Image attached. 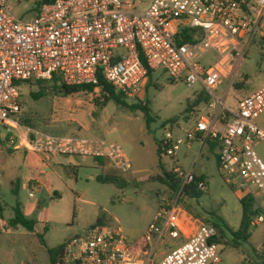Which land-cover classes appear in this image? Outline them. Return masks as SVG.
I'll return each mask as SVG.
<instances>
[{"label": "built area", "instance_id": "1", "mask_svg": "<svg viewBox=\"0 0 264 264\" xmlns=\"http://www.w3.org/2000/svg\"><path fill=\"white\" fill-rule=\"evenodd\" d=\"M260 42L264 45V0H152L142 12L132 1L52 0L29 22L0 0V128L8 142L15 139L14 128L22 132L27 152L41 157V176L49 175L48 163L55 156L102 158L120 172L130 171L132 164L118 144L54 138L21 125V86L28 81L57 76L67 86H95L93 93L101 95L102 77L126 98H140L149 70L163 69L173 81L198 85V97L209 98L183 123L169 124L161 140L162 158L173 161L180 189L147 234L135 242L120 226L97 224L64 245L60 264H222L219 230L182 202L207 193L209 186L193 172L197 160L186 172L178 154L195 143L200 145L197 159L210 145L218 148L226 182L264 213L259 201L264 199V161L256 152L264 142L258 124L264 116V88L247 97L232 93L250 49ZM210 53L219 60L206 67L203 61ZM43 183L28 180L31 190ZM262 224L259 215L254 225ZM11 229L0 218V232ZM166 239L176 245L169 247Z\"/></svg>", "mask_w": 264, "mask_h": 264}, {"label": "rangeland", "instance_id": "2", "mask_svg": "<svg viewBox=\"0 0 264 264\" xmlns=\"http://www.w3.org/2000/svg\"><path fill=\"white\" fill-rule=\"evenodd\" d=\"M42 1L7 0L14 15L24 22L36 17ZM124 1H132L142 12L152 0ZM218 60L210 53L203 63L210 67ZM239 75L236 85L242 87L238 90L235 86L234 95L247 97L264 88V47L259 43L250 49ZM147 82L142 96L125 98L124 105L114 100L107 102L106 97L95 93L61 97L54 93L51 82L22 84L21 125L54 138L76 137L118 144L130 159L132 169L120 172L110 166L105 168L106 160L99 164L92 157L78 159L73 156L80 162L76 168H69L65 162L61 166L48 163L51 170L47 172L53 181L51 190L43 184L31 190L28 180L43 181V176L38 168L31 170L25 164L28 144L23 141L19 129H13L15 139L8 142V133L0 128L3 218L11 221L19 202L28 212L27 217L37 223L34 231L20 226L0 232V264H51L50 250L85 235L97 224L120 226L135 242L147 234L164 204L175 195L173 184L165 176V171L172 173L175 165L168 158L160 160L158 142L164 138L171 120L181 119L182 122L188 117L185 111L196 102L200 92L198 85L190 88L183 79L173 81L163 69L153 71ZM41 92L44 97L36 100L33 95ZM145 106L153 119L149 129L142 111ZM258 124L264 128V116ZM209 147L198 159V143L191 149L183 146L178 154L179 163L186 172L197 160L193 172L209 186L207 193L182 200L183 205L206 224L218 226L222 238L219 242L222 264H264V224L255 226L257 218H254L246 231L249 237H241L245 193L226 182L219 167L220 150L212 145ZM256 152L264 161V142H259ZM30 192H34L33 198ZM250 200L254 209L260 210L256 201ZM259 201L264 210V199ZM165 242L171 248L176 245L170 239Z\"/></svg>", "mask_w": 264, "mask_h": 264}, {"label": "trees", "instance_id": "3", "mask_svg": "<svg viewBox=\"0 0 264 264\" xmlns=\"http://www.w3.org/2000/svg\"><path fill=\"white\" fill-rule=\"evenodd\" d=\"M51 1L52 0H43L39 7H42L43 4L50 3ZM152 73L153 71L149 70V73H148L149 76ZM33 82H37L39 84L51 82L53 84L52 88H53L54 93H56L58 96L65 97V98L72 97V96H75L81 93H93L95 90V86H90V85L67 86L57 76H54L52 81H43V80L42 81H32L31 80L26 83L31 84ZM99 87L101 88V96L106 97L107 102H109L110 100H114L118 104L124 105V100L126 97L123 96L122 94L117 93V91L112 86H110L102 77H100ZM236 87L239 90L241 89L242 85L238 84L236 85ZM43 95L44 93L41 92V93L34 94L33 97L36 98V100H38L44 97ZM208 101H209V98L205 96L204 94H201L200 97L197 98L195 103L187 107L185 112L189 114L190 112H192L194 107H197L200 104L204 102H208ZM142 111L145 113V116H146L145 119L147 122V127L149 129L153 122V119L150 116L147 106H145L144 108L142 107ZM179 121H181V119L171 120L169 123L174 124ZM161 148H162V145L160 141L158 142V153H159L160 160L162 161L163 158H162ZM94 160L97 161L99 164H103L102 160L104 159L95 158ZM165 176H166V179L173 184L174 191L178 192L180 189V181L176 179V177L172 173H169L167 171H165ZM107 181H110V179ZM242 205H243V220H242V225H241L239 234L241 235V237L247 238L249 237V233L246 234V231H249V228L252 226L254 218H257L259 215H261L262 212L261 210L254 209V206L252 205V201L250 200V198L242 199ZM3 217H4L3 209L0 207V218L4 219ZM9 224L12 229H17L18 227L21 226L27 229L28 231H34V228L37 223L34 220H31L26 216L24 206L18 202L16 207L14 208V215L11 221H9ZM216 228L218 229V226H216ZM63 248H64V245L55 250L49 251L51 264H60L62 254H63Z\"/></svg>", "mask_w": 264, "mask_h": 264}, {"label": "crops", "instance_id": "4", "mask_svg": "<svg viewBox=\"0 0 264 264\" xmlns=\"http://www.w3.org/2000/svg\"><path fill=\"white\" fill-rule=\"evenodd\" d=\"M25 155H26L25 156V164L27 165V167L30 168L31 170L32 169L37 170V168L39 170L41 157L38 156V155L32 154V153H28L27 151H25ZM62 158L63 157L55 156V157L52 158L50 163H53L55 166L56 165L57 166H61L65 162L68 165L69 168H76V167L80 166V162H78V159L82 158V157L76 156V158H78V159H75V157H73V156H66L65 159H62ZM105 168H109V165L105 166ZM54 174H58V172L54 171ZM42 179L44 181V183H43L44 187H46L47 190H51L50 188H51V186L53 184L52 183L53 181H52L51 174L46 176V177L43 176ZM33 209H34V207H33ZM33 209H32V211H33ZM26 212L27 211L25 210V214H26Z\"/></svg>", "mask_w": 264, "mask_h": 264}, {"label": "water", "instance_id": "5", "mask_svg": "<svg viewBox=\"0 0 264 264\" xmlns=\"http://www.w3.org/2000/svg\"><path fill=\"white\" fill-rule=\"evenodd\" d=\"M260 46H261V47L264 46L262 42H260ZM193 195H195V193H193ZM220 240H222V239H220Z\"/></svg>", "mask_w": 264, "mask_h": 264}]
</instances>
